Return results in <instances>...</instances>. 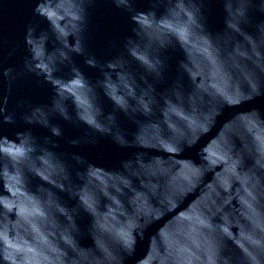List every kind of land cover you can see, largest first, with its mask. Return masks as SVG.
<instances>
[{"label":"clouds","instance_id":"clouds-1","mask_svg":"<svg viewBox=\"0 0 264 264\" xmlns=\"http://www.w3.org/2000/svg\"><path fill=\"white\" fill-rule=\"evenodd\" d=\"M94 2L35 0L33 15L47 21L49 27L38 31L39 21L26 27L24 44L28 55L24 59V68L51 85L55 97L50 106L52 111L27 101H20L16 108L9 109V96L16 77L11 75L10 69H5L0 71V83L7 81L9 95L0 94V127L16 124L19 117L26 125H40L48 128L52 137H59L62 131L52 124L51 118L59 115L72 122L73 117L67 107L68 100H71L76 121L91 130L81 141L72 143H95L99 134L110 136L120 146L135 145L149 149V145L163 142L170 153L181 156L185 148L199 142L198 138L194 139L197 132L205 135L211 131L226 105L239 106L264 94V21L254 25L253 33L244 30L245 25L252 23L251 10L264 13V0H222L227 34L241 37L230 40L227 51L223 50L226 33L214 37L207 31L204 0H152V8L148 11L138 10L135 0H112L116 8L129 14L135 25L134 38L125 40L123 53L104 63L86 47L88 9ZM161 7L163 12L158 14ZM50 40L52 51L47 47ZM176 45L185 53L186 59L180 68L190 79L192 90L186 94L182 85L177 83L157 99L149 77L157 82L163 79L166 62L162 53ZM201 46L214 49L243 70L227 89L214 94L204 92L201 87L203 78L197 74L199 68L192 60L193 48ZM14 52L15 49L9 55ZM73 55L83 56L88 66L100 70L102 78L95 84L90 82L73 63ZM132 61L143 69L139 78L130 70ZM62 66L69 69L67 79L56 75ZM97 89L113 102V113L105 116ZM197 93L201 95L198 97ZM82 95L87 96L86 105L81 103ZM56 101L61 103L58 105ZM25 104L27 109L18 112L17 109L24 108ZM40 111H45L43 120L37 119ZM117 112L138 125L131 141L117 123ZM177 112L184 114L187 131L170 129L171 134L165 135L163 128ZM157 113L159 119L156 118ZM255 113L259 138H254L251 154L244 153L242 144L239 148L230 144L225 149L228 164L235 165L237 175L247 177L244 195L249 213L255 219L243 225L226 210L216 212V205L210 203L204 209V221L181 234L183 239L168 227L159 231L158 239L153 238L155 255L150 264H264V118L259 112ZM153 125L155 130H159V135L145 136V129ZM49 144L56 146L51 137L41 143L29 129L18 131L15 138L0 134V264H80V253L87 251L79 246L77 240L80 230L76 217L81 211L92 218L89 233L96 243V217L102 209H107L104 205L83 201L79 192L88 180L94 179L93 172L97 167L87 165L83 172L78 173L82 185L74 184L67 164L47 146ZM199 155V163L191 161L188 170L191 188L198 185L209 165V161L204 159L206 154L200 151ZM137 158L149 163L143 153ZM75 159L84 163L79 157ZM130 161L124 162V172L128 171L125 165ZM33 176L44 184L67 192L78 201L77 206H65L51 187L43 184L33 191L30 186ZM119 187L120 191L112 188L110 195L117 199L125 194L133 195L127 188ZM220 191L225 196L230 195L223 188ZM187 194V191L178 190L157 197L152 202V211H133L126 215L111 233V246L103 245V259L97 258L94 264H125V259L134 255L137 244L144 239L148 229L166 215L173 204L178 207ZM228 242L236 251L228 247Z\"/></svg>","mask_w":264,"mask_h":264},{"label":"water","instance_id":"water-1","mask_svg":"<svg viewBox=\"0 0 264 264\" xmlns=\"http://www.w3.org/2000/svg\"><path fill=\"white\" fill-rule=\"evenodd\" d=\"M34 7L35 0H0V71L10 69L11 75L16 77L9 96V109L16 108L20 101H27L33 106H40L51 112L50 106L55 100L51 85L42 82V78L38 79L29 74L24 68V59L28 55L24 44L26 27L37 21H39L38 31L47 30L49 27L47 21L33 15ZM135 7L140 11H148L152 8V0H135ZM68 8H71V4H68ZM162 12L163 8L161 7L158 14ZM203 13L209 33L214 37L217 34L226 33L223 37L224 51H227L230 40L241 39L239 36L227 34L226 12L222 0H204ZM250 17L252 23L245 25L244 30L253 33L254 25L264 21V13L251 10ZM134 27L129 14L116 8L112 0H95L88 9L86 32L88 52L101 63L111 60L124 52V42L127 38H134ZM47 47L48 51H52L51 40ZM13 49H15L14 54L9 55ZM192 52V60L199 68L197 74L203 78L201 87L206 93L214 94L227 89L230 82L242 74L243 70L238 64L228 61L214 49L201 46L193 48ZM162 55L166 62L163 79L157 82L152 81V78L149 77V81L154 84L156 89L157 99H160L162 94L177 83L182 85L186 94L190 92L192 90L191 81L180 68L181 62L186 59L182 48L179 45L169 47L163 51ZM73 63L93 84L102 78L100 70L88 66L83 56L73 55ZM130 70L136 73L138 78L143 73V69L135 61H132ZM68 74L69 69L63 66L56 73L57 76L64 79H67ZM97 92L105 116L113 113V102L104 95L102 90L97 89ZM0 94L9 95L7 81L0 83ZM200 95L201 93H197L198 97ZM80 100L82 104H87L86 95H82ZM56 103L59 105L61 102L56 101ZM67 107L73 117L72 122L59 115H53L51 118L52 124L59 126L62 131V135L59 137H52L49 129L40 125H26L19 117L16 124L0 127V134L15 138L18 131L29 129L41 143L45 138L51 137L56 146L53 147L51 144L47 146L52 148V151L67 164L74 184L82 185L78 173L83 172L87 165L97 167L93 172L94 179L88 180L82 186L79 195L83 201L89 204L104 205L107 210L102 209L96 217L94 230L96 243L89 233L92 218L83 211L76 217L80 230L77 237L79 246L87 249L80 253V264H94L97 258L103 259L101 250L103 245L111 246V233L119 227L126 215L133 211L150 212L153 200L173 194L178 190L187 191L188 194L180 200L178 207L173 204L172 209L148 229L144 239L137 244L134 255L125 259V264H150L155 255L153 238L158 239L159 231L168 227L183 239L181 234L204 221V209L210 203L216 205V212L226 210L234 220H238L243 225H248L251 220L255 219L249 213L247 199L244 195L247 177L237 175L235 165L228 164L225 149L230 144H235L237 148L242 144L244 153L251 154L254 138H259L256 132L258 120L255 111L264 118V94L239 106L226 105L216 118L211 131L205 135L197 132L194 139L198 138L199 142L185 148L181 156L170 153L163 142L149 145V149H144L135 145L120 146L110 136L99 134L96 135L95 143L74 144L73 141H81L91 130L85 124L76 121L71 100H68ZM26 109L27 104L24 108H18L17 111L23 112ZM116 116L120 129L131 141L137 132V123L121 112H117ZM158 116L159 113H157V119H159ZM44 118L45 111H40L37 119L43 120ZM185 119L183 113L177 112L170 121H167L168 126L163 128L164 134L170 135V129L177 132L187 131ZM155 127L153 125L151 128H146L145 136H158L159 130H155ZM200 151L206 154L204 159L209 161V165L198 185L191 188L188 184V170L191 161L199 163ZM140 153L144 154L145 160H149V163L145 164L142 158L136 159ZM76 157L81 158L84 163H78ZM126 161L130 162L125 165L128 171L124 172L123 164ZM161 161L163 162L161 163ZM111 173L123 174L113 175ZM141 177L142 179H139ZM130 178L131 184L129 183ZM42 184L44 187H51L44 184L38 177L31 178L30 186L33 191ZM119 186L127 188L128 193L133 195L125 194L119 199L110 195L112 188L120 191ZM221 188L225 192H230V195H223L220 191ZM51 190L56 193L65 206L69 208L77 206L78 201L67 192L59 191L54 187H51ZM61 219L63 218L61 217ZM228 247L232 251H236L231 242H228Z\"/></svg>","mask_w":264,"mask_h":264}]
</instances>
